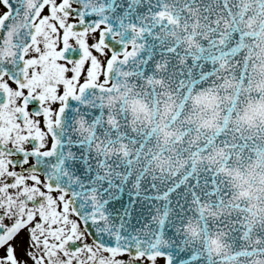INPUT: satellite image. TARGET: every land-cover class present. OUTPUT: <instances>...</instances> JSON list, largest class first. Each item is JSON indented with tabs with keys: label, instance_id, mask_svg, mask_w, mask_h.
I'll list each match as a JSON object with an SVG mask.
<instances>
[{
	"label": "snow or ice",
	"instance_id": "1",
	"mask_svg": "<svg viewBox=\"0 0 264 264\" xmlns=\"http://www.w3.org/2000/svg\"><path fill=\"white\" fill-rule=\"evenodd\" d=\"M0 264H264V0H0Z\"/></svg>",
	"mask_w": 264,
	"mask_h": 264
}]
</instances>
